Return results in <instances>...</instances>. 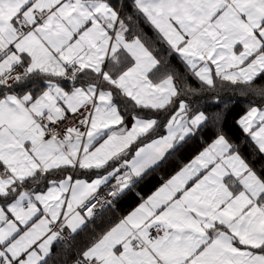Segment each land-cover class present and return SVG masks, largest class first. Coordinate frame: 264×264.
Segmentation results:
<instances>
[{
	"label": "crops",
	"instance_id": "crops-1",
	"mask_svg": "<svg viewBox=\"0 0 264 264\" xmlns=\"http://www.w3.org/2000/svg\"><path fill=\"white\" fill-rule=\"evenodd\" d=\"M124 2L151 35L130 28L119 10ZM37 8L50 11L43 25ZM23 23L34 28L20 36ZM162 43L166 57L176 55L206 85L251 81L264 70V0H120L118 8L109 0H0L7 48L0 75L20 62L25 69L0 96V264H40L57 244L53 225L73 231L74 247L99 264H264L261 163L246 159L229 134L203 146L114 223L79 234L92 221L79 207L109 178L120 198L205 119L175 113L163 134L138 145L155 125L152 112L172 107L179 95L174 67L158 52ZM74 65L77 75L67 77ZM68 78L83 81L66 88ZM114 93L137 111L125 115ZM84 106L85 135L45 137V122ZM237 123L264 156V106L250 107ZM59 169L66 171L45 187L24 186ZM159 223L165 230L150 241L149 227ZM136 238L148 247L136 249Z\"/></svg>",
	"mask_w": 264,
	"mask_h": 264
},
{
	"label": "trees",
	"instance_id": "trees-1",
	"mask_svg": "<svg viewBox=\"0 0 264 264\" xmlns=\"http://www.w3.org/2000/svg\"><path fill=\"white\" fill-rule=\"evenodd\" d=\"M109 1L118 8L120 0ZM119 10L121 16L130 25V28H137L138 33L141 35L152 34V29L144 23L141 17H138L132 11L131 3L124 2L122 8H119ZM131 32L132 29L129 30V33ZM162 44L164 47L158 50V52L163 54L165 59L169 60L168 64L170 66L174 67L173 74L177 81L179 95L172 107L152 112L154 115L152 118H155V125L142 137L141 144L146 143L155 135L163 134L166 121L175 113H180L187 119L195 114L201 113L205 119L196 128L193 135L174 144L158 163L148 168L136 178L133 184L116 200L113 205L116 208L114 214L107 215V217L102 219L100 218L106 211L112 209L113 206H111L103 213L91 217L92 221L89 226L85 227L79 233L83 236H87L86 234L88 232L94 234L96 231L103 229V227L114 223L116 219L133 208L150 191L166 180L183 162L188 161L203 146H206L215 138L222 136V134H229L235 138L240 144V152L253 164H257L256 159L260 160V170L264 176V156L251 146L248 137H243V132L237 123V119L250 107L264 106V70L251 81H221L215 85H206L185 68L176 55L171 54L169 57H166L167 53L170 52L169 47L164 43ZM82 81V79L72 80L68 78L61 82L67 88ZM17 85L18 83L13 86V89ZM8 89L11 88L1 87L0 96L2 95L1 91ZM114 98L125 115L137 111L136 107L131 102H128L125 97L121 96V94L114 93ZM65 171L66 169L48 171L45 174L39 175L38 179L27 180L24 186L45 187L50 180L59 177ZM11 195L12 192L9 191L7 198ZM76 238L77 235L75 234V239L72 243L57 241V244L52 246L50 254L40 264H70L71 261L74 262L80 254L78 249L74 247Z\"/></svg>",
	"mask_w": 264,
	"mask_h": 264
},
{
	"label": "built area",
	"instance_id": "built-area-1",
	"mask_svg": "<svg viewBox=\"0 0 264 264\" xmlns=\"http://www.w3.org/2000/svg\"><path fill=\"white\" fill-rule=\"evenodd\" d=\"M50 11L47 8H37L34 11L36 24L43 25L45 18ZM34 28L33 24L23 23L17 27L18 35L22 36ZM7 53V48L0 44V61ZM79 71V66L74 65L67 69V77H75ZM25 75L24 63L15 64L7 73L0 75V88L12 87ZM90 107L84 106L75 112L66 113L63 116L50 120L44 123V135L46 138H55L64 140L71 133H80L82 136L86 134L89 125ZM120 193L117 187L116 178H109L106 183L98 189L79 210L88 217H93L103 213L107 208L113 206L119 198ZM57 229L56 238L62 243H72L75 239V233L69 229H59L57 225H53ZM165 230V225L162 223L155 224L149 227V240L153 241L161 236ZM136 249H146L148 244L140 238L134 240ZM73 264H99L98 261L92 258L85 257L79 254Z\"/></svg>",
	"mask_w": 264,
	"mask_h": 264
},
{
	"label": "rangeland",
	"instance_id": "rangeland-1",
	"mask_svg": "<svg viewBox=\"0 0 264 264\" xmlns=\"http://www.w3.org/2000/svg\"><path fill=\"white\" fill-rule=\"evenodd\" d=\"M120 23H121V26L124 27V25L122 24V22H120ZM250 74H252V73H250ZM189 131H190V129H189ZM188 134H189V133H188ZM188 134H187V135H188ZM187 135H186V136H187ZM186 136H185V137H186ZM183 139H184V138H183ZM183 139H182V140H183ZM140 144H141V143H139V145H140ZM144 144H145V143H144ZM141 145H143V144H141ZM117 175H118V173H117ZM119 179H121V178H119Z\"/></svg>",
	"mask_w": 264,
	"mask_h": 264
}]
</instances>
